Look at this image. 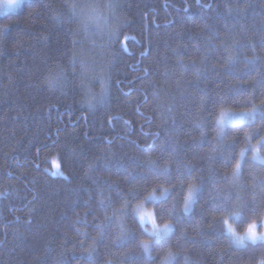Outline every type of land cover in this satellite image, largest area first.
Wrapping results in <instances>:
<instances>
[{"label": "trees", "instance_id": "obj_1", "mask_svg": "<svg viewBox=\"0 0 264 264\" xmlns=\"http://www.w3.org/2000/svg\"><path fill=\"white\" fill-rule=\"evenodd\" d=\"M48 3L26 0L0 16V264H145L134 212L141 200L172 219L164 243L191 264H255L264 245L230 246L213 217L238 199L249 211L264 207V164L252 162L251 150L238 178L225 175L244 133L249 149L264 134V0H116L117 31L88 37L53 21ZM79 49L107 69L109 96L93 112L78 103V67L68 65ZM53 63L68 67L61 91L39 83ZM254 103L253 123L218 130L221 106ZM189 179L199 191L184 216ZM161 183L168 197L149 199ZM122 200L135 230L116 239L114 225L98 220Z\"/></svg>", "mask_w": 264, "mask_h": 264}, {"label": "clouds", "instance_id": "obj_2", "mask_svg": "<svg viewBox=\"0 0 264 264\" xmlns=\"http://www.w3.org/2000/svg\"><path fill=\"white\" fill-rule=\"evenodd\" d=\"M26 0H0V16L7 15L18 11L23 7ZM48 12L51 19L57 23L68 22L72 25L73 35L83 34L85 37L94 35L114 34L123 22V17L117 12L116 0H49L47 5ZM0 27H4L0 25ZM68 65L71 69L75 70L78 67V72L74 71L73 74L77 75L76 86L80 89V95L78 97V103L88 112H93L97 107L103 105L109 96V80L107 77V69L103 63L98 62L88 50L79 49L73 50L68 58ZM68 76V67L64 63H53L48 65L39 76V83L50 91L63 90ZM259 105L264 106V100L257 102ZM257 103H254L250 108H242L236 110L245 111L248 116L239 122L253 123L258 112ZM253 108L256 111L253 112ZM228 125H225L227 127ZM246 131L244 133L246 141L240 146V155L234 162L230 169L225 173L229 179L238 178L243 163V157L246 151H248L249 141L247 140ZM264 142V134L259 137V143ZM250 147L254 150L257 147V142H251ZM252 162L255 164H264V151H261L259 156L252 155ZM149 161L154 163V158L149 157ZM67 180L71 177L68 173L64 172ZM64 179V178H63ZM65 180V179H64ZM192 185L194 192L191 201H187V207L185 208V197L183 195L182 202L180 203V210L184 216L191 215L194 205L197 200V193L199 191L195 179H189L186 181L185 188ZM159 199L156 202H160L166 199L170 192V185L161 183L158 186ZM150 199V198H149ZM104 203L103 199L100 201ZM127 201L122 200L112 206L109 212H105L98 220V227H105L110 222L114 225V236L116 239H121L122 225L123 228L129 230L132 233L135 230L134 224L127 222L128 214L124 212V208ZM133 220H135L134 214H132ZM227 218L238 232L243 234L245 228L253 220L256 221L257 231L259 235L255 241L248 240L245 237L244 246H238L233 243L231 234L227 231L224 225V220ZM162 223H170L172 225V231L168 233L166 238H162L159 241H154L148 245L145 250L142 247H138L139 253L144 257L145 264H176L177 258L182 257V264H191L189 255L186 252H182L172 243H164L168 241L172 233L175 232V224L172 219L168 217L160 218ZM219 221L227 238L228 244L236 248H246L251 245L256 247L258 245H264V207H260L255 211H249L244 203H241L239 199L232 203L230 210L221 212L213 217V221ZM138 223V222H137ZM183 235V233H182ZM146 237V233L142 235ZM140 236V237H142ZM95 237H93V240ZM157 248L156 245H161ZM88 253H93L94 245L89 243L88 248L85 249ZM91 257V256H90ZM101 264H113L111 258L106 257ZM247 264V261L244 262ZM255 264H264V253H261Z\"/></svg>", "mask_w": 264, "mask_h": 264}, {"label": "snow or ice", "instance_id": "obj_3", "mask_svg": "<svg viewBox=\"0 0 264 264\" xmlns=\"http://www.w3.org/2000/svg\"><path fill=\"white\" fill-rule=\"evenodd\" d=\"M210 5H205V7H209ZM252 107V106H251ZM256 111V108H253V112ZM248 116V113L245 111H240L239 113L230 108L221 106L218 109L217 115H216V123L218 126V130L220 132L223 131L225 128V125H232L235 123H238L241 120H244ZM247 138H250V133L247 134ZM259 144V139L257 140V145ZM254 155L259 156L260 149L257 146L253 150ZM59 168V166H57ZM53 175H56V172H53ZM59 175L63 177L65 180H67V177L65 176L63 171L59 172ZM194 192V188L192 185H189L185 188L184 197H185V208L187 207V201H191L192 195ZM153 201H157L159 197L157 196L155 189H152L149 193V197ZM134 212L136 219L139 223V226L143 230L144 233H146V237H138L137 238V246L142 247L145 250L148 248V245L153 243L154 241H159L162 238H166L168 233L172 231V225L170 223H162L161 220L155 215L154 209L151 210H145L143 201H137L134 205ZM224 225L227 231L231 234L233 243L238 246H244L245 244V237H247L248 240L255 241L257 239V236L259 235L257 231L256 221L253 220L251 223L247 225L245 228L243 234L238 232L233 226H231L230 221L225 218ZM122 233H121V239H127L130 235V232L128 229L123 228L122 225ZM91 256V253H89Z\"/></svg>", "mask_w": 264, "mask_h": 264}, {"label": "rangeland", "instance_id": "obj_4", "mask_svg": "<svg viewBox=\"0 0 264 264\" xmlns=\"http://www.w3.org/2000/svg\"><path fill=\"white\" fill-rule=\"evenodd\" d=\"M257 108H258V112H257V114H258L260 110H259V107H257ZM242 123H243V122H238V123H235V124H232V125H237V124H242ZM228 126H230V125H228ZM228 126H227V127H228ZM225 128H226V127H225ZM225 128H224V129H225ZM224 129H223V130H224ZM260 143H264V142H260ZM260 143H259V144H260ZM259 144L257 145L258 147H259ZM248 150H251V151H252V155L254 154V153H253V150L251 149V147H250V149L248 148ZM246 152H247V151H246ZM245 154H246V153H245ZM245 154H244V156H245ZM243 159H244V157H243ZM241 167H242V166H241ZM156 194H157V193H156ZM157 195H158V194H157ZM143 203H144V202H143ZM144 207H145V210H151L150 208H148V207L145 205V203H144Z\"/></svg>", "mask_w": 264, "mask_h": 264}]
</instances>
